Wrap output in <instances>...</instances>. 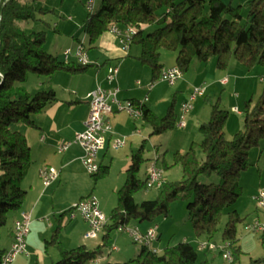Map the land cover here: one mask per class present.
<instances>
[{"label": "trees", "instance_id": "1", "mask_svg": "<svg viewBox=\"0 0 264 264\" xmlns=\"http://www.w3.org/2000/svg\"><path fill=\"white\" fill-rule=\"evenodd\" d=\"M35 2L0 0V229L7 214L19 210L23 203L25 192L21 183L31 166L26 138L11 127L17 123L34 126L31 116L55 100L52 89L31 94L22 84L28 74L50 77L58 71L84 72L88 67L61 63L45 51L44 32L26 33L19 27L18 23L40 21V16L49 12L35 7ZM242 8L222 0H100L97 9L88 14L84 32L92 45L113 25L120 30L133 29L130 44L140 46L138 60L151 69L154 79L160 77L163 69L160 56L164 51L175 53V66L181 75L193 61L205 65L213 59L219 70H226L230 61L235 60L249 71L264 67V0H249L244 5V15ZM210 108V119L198 126L200 143H191L185 154H173V164L179 165L182 172L179 181L164 180L156 199L136 203L133 195L145 190L146 183V174L142 179L139 177L140 169L150 163L144 157L142 145L130 157L126 180L116 192V206L102 230V245L94 250L83 245L65 250L55 231L46 242L60 252L59 260L53 264H211L206 259L198 262L197 247L187 241L164 248L161 253L141 246L134 258L123 263L96 262L112 232L130 222H154L158 216H168L170 204L175 200L187 202L188 221L195 239L215 243L226 216L220 238L231 254L229 264H235L241 255L237 226L244 219L232 206L241 195L240 175L250 166L248 151L264 142V88L257 100L249 99L244 104L242 128L230 139L224 136L227 111L219 107L218 101L210 103ZM140 110V118L150 127V136L162 135L177 123L173 105L161 118L144 105ZM197 148L202 151L203 160L197 159ZM162 163L166 170L168 166L163 159ZM107 170L100 166L99 172L91 177L97 182ZM213 174L219 177V183L200 182L201 175ZM3 253L0 249V257Z\"/></svg>", "mask_w": 264, "mask_h": 264}, {"label": "crops", "instance_id": "2", "mask_svg": "<svg viewBox=\"0 0 264 264\" xmlns=\"http://www.w3.org/2000/svg\"><path fill=\"white\" fill-rule=\"evenodd\" d=\"M222 1L230 3L232 6L243 7V12L244 5L249 0ZM71 14L73 19L76 16H81V19L83 17L77 7L73 8ZM79 41L75 39V42L69 48H64L63 51L53 56L57 57L62 63L64 62L62 52L69 50L71 55L67 64L78 65L73 54ZM86 41L88 44L87 37ZM52 49L57 51L53 47ZM85 52L89 64L84 72L58 71L50 77L36 79L31 90L25 87L26 91L31 94L41 90L52 89L55 94V100L44 110L31 116L34 126L26 125L25 123L14 124L13 130L23 134L29 145L31 166L21 183L25 192L23 203L19 210L7 214L5 225L0 229V249L3 252L9 248L12 242L13 223L19 219L22 212L30 216L29 233L25 240V253L16 256L12 264H53L58 261L60 258L59 249L55 245H47L46 243L50 241L55 231H57L56 239L58 243L65 250L81 245L89 250H94L102 245L104 231H101L94 240L83 238L89 230L88 224L73 210V206L80 199L90 195L94 198L98 195L96 199L99 211L105 215L106 220L110 207L109 203L104 202V198L99 191H96V185L100 180L95 182L86 173L81 163L83 151L73 141L75 134L83 130V122L89 111V93L96 87H100L102 90L110 87L105 78L107 68L118 66L114 84L119 89L117 94L119 101H132L142 104L159 118L163 117L168 107L173 105L178 121L181 104L188 100L194 87L203 86L205 89L203 96L196 98L192 103L191 111L185 116V127L183 129L188 130L190 132L189 135H192L193 132L197 134L198 126L210 119V103L216 100L220 101V99L223 100L224 97L228 99V106L231 107L230 111L233 112V109L236 108L238 111L236 115L242 116L240 109L232 104L231 94H229L237 89V85L241 84L240 81L244 80V77L241 76L243 70L239 69V65L232 62L233 60L230 61L226 70L217 69L213 60L205 65L198 61H193L191 64V66L194 65L192 69L190 66L189 70L182 74L181 78L173 86L167 84L169 89H164L163 85L166 83L159 81V78L154 79L151 69L139 62L140 46L130 44L128 51L124 52L118 38L110 31L102 33L94 44L86 45ZM172 54L173 57L165 55L163 62L160 61L163 69L175 66V53ZM235 71H237L238 76L233 75ZM224 78L227 79L226 83H221ZM259 81L262 84L264 78H260ZM226 88L228 89L225 90ZM171 90L174 92L171 93ZM234 98L237 100L240 96L236 94ZM109 120L111 132L105 135V144L98 153L97 161L99 166L108 168V172L103 178L107 177L110 193L109 201L111 203L112 198V205H114L113 201H115L116 192L126 180V170L130 164V157L142 145L146 153L147 144L152 142V136H150V127L141 118H133L125 111H117L113 107V113ZM240 125L242 126V121H237L236 117L232 115L226 121L224 130H228L231 137L241 129ZM196 137L197 135L191 138L190 141L195 140ZM117 139L123 140V146L115 149L113 144ZM64 143H71V145L65 152L58 154L57 147ZM145 153L144 157H146ZM146 159H150V163L154 162L157 167L159 161H162L161 156L157 153ZM149 164L146 165V168H148ZM44 166H50L58 171L56 181L46 188L43 187L39 176V171ZM146 171L147 169L144 172V176ZM247 178V173L242 172L239 179L240 182H246ZM258 178L257 182L254 179L253 184L249 185V191H247L251 201H253L257 191L260 188H264V178L262 176ZM164 180H166L165 177ZM68 211L73 213L72 219L68 218V214L60 217ZM257 219L259 220V218ZM167 221L168 219L166 218L162 224L147 221L131 222V226L128 228L131 230L136 229L139 233H145L152 224H157L158 238L152 243V246L160 249L157 243L162 236L161 226L164 225L165 230L167 228L172 230L173 224H177L175 221L173 223H168ZM115 236H113L114 239L110 237L109 242L112 243H110V250L112 251L113 247L116 252H120L114 246L116 243L114 241L118 240L120 236ZM185 241L189 243L187 239L182 242ZM199 241H203V239H197L195 243L197 244ZM115 259L110 263H120L121 260L119 259L121 258ZM107 260L102 255L96 262H108Z\"/></svg>", "mask_w": 264, "mask_h": 264}, {"label": "rangeland", "instance_id": "3", "mask_svg": "<svg viewBox=\"0 0 264 264\" xmlns=\"http://www.w3.org/2000/svg\"><path fill=\"white\" fill-rule=\"evenodd\" d=\"M35 7L43 8L49 10L48 13L40 16V21H29L27 23H18L19 27L26 33L30 32H44L45 34V43L44 49L46 52L52 55H56L58 52L64 50V48H69L74 42L75 39L82 43L85 47L87 41L85 42L86 35L84 32V22L87 21L88 14L87 10L83 6V4L79 0H35ZM181 0H177L180 2ZM100 0H96L95 9L99 6ZM79 8L81 11V15H83L82 19L81 16H76L73 19L72 10L73 8ZM77 14V11H76ZM242 14H245V9L243 10ZM78 15V14H77ZM150 28L149 30H152ZM57 30V31H56ZM55 48L57 51H53ZM168 55L169 57H173V54L170 52H162V56L160 61L163 62V57ZM214 61V59H213ZM235 62V61H232ZM196 63V62H194ZM236 65H239V69L243 70L242 75L244 80L241 84L237 85V89L233 91H229L231 94V101L234 106H237L241 113L244 108V104L250 100L255 101L260 96L262 89L264 88V82L261 84L259 81L260 78H264V67H254L251 70H246L243 66L235 62ZM194 65L191 66V69ZM235 76L237 75V71H235ZM44 77L37 76L34 74H28L27 79L22 84V86L28 87V90L32 88V85L36 79ZM164 89H169L167 84L163 85ZM226 88L225 90H227ZM174 91L171 90V93ZM239 95L240 98L237 100L234 98L235 95ZM216 101L211 102L214 104ZM219 107L228 113L227 120L229 117L234 115L237 121H242V116L236 115V113L231 112V107L228 106V99L224 97L223 100L220 99L218 101ZM166 113V112H165ZM234 113V114H233ZM226 120V121H227ZM178 122V121H177ZM226 124V123H225ZM13 127V128H12ZM11 129H14L15 125L12 126ZM242 128V126L240 125ZM198 130V128H197ZM225 138L230 139V134L228 130H224ZM190 132L184 130L183 128H178L177 123H175L172 129L168 130L167 132L163 133L159 136H152V142L147 144V151L145 153L146 158H151V155L157 153L161 156V159L164 160L168 168L164 169V164L162 161L158 163V169L160 168L164 172V177L168 182H176L182 178L181 168L179 165L173 164V154L176 152L184 153L189 149L191 143H200L202 139L201 134L199 131L193 132L192 135H189ZM196 139L191 140L194 136ZM191 136V137H190ZM262 148V150H261ZM196 157L199 160H203L204 155L202 151L197 148L196 149ZM248 162L250 166L245 170L243 173H247L248 178L246 182L241 181L239 179L240 186L242 188L241 195L236 200L235 204L232 206L234 210L242 217L244 220L237 226V244L241 250V255L239 260L235 264H264V244L262 239H264V235L262 233H256L249 230L255 223H259L264 225V213L261 212L259 209L257 210L256 205L253 201H251V197L247 191L249 185L253 184L259 180V176L264 178V142L261 143L260 147L252 148L248 151ZM145 165H143L139 172L140 179L144 178L145 172ZM106 178L99 179L96 185V191L103 196V200L105 203H109L108 214L109 216L111 210L116 206V198L114 205H112V198L110 203V193H109V186ZM201 183L204 184H217L219 183L220 179L217 175L213 174L210 176L201 175L199 177ZM244 186V187H243ZM158 195L157 189H151L146 192V190L141 189L136 192L133 196L134 201L136 203H140L142 201H149L156 199ZM98 198V195H96ZM111 204V205H110ZM186 204L185 200H175L170 204V211L169 215L166 217L158 216L154 220L155 223L162 224L164 219H168V223H173L175 221L177 224H173V229L167 228L165 230L164 225L161 226V240L157 243L159 245L158 253H161L164 248L174 246L178 243H181L184 239H187L193 245H195V239L192 236L191 225L188 221L187 211H186ZM12 213V212H10ZM259 218V220L257 218ZM9 218V216H8ZM173 219V220H170ZM170 220V221H169ZM226 221V216L224 215L222 221L219 226L218 235L215 237L214 242L217 249L211 252H200L198 251V262L202 261L203 259L209 260L211 264H229L228 261L225 260L223 254H219L218 248L222 244L220 238V232L222 231ZM131 226V222L126 226L127 228ZM163 233V234H162ZM116 235V236H115ZM120 236L118 240L114 242L117 249L120 252H113L110 250L111 245L109 242L108 245L103 249V255L105 260L108 258V262H113L116 260L115 258H121L119 260L120 263L127 262L128 260L134 258L140 251L141 246L135 244L131 238L128 236L126 232H119L114 231L110 236L111 239L114 237ZM116 239V238H115ZM112 241V240H111ZM112 244V243H111ZM154 245V244H153ZM156 246V244H155ZM106 263V262H103Z\"/></svg>", "mask_w": 264, "mask_h": 264}, {"label": "built area", "instance_id": "4", "mask_svg": "<svg viewBox=\"0 0 264 264\" xmlns=\"http://www.w3.org/2000/svg\"><path fill=\"white\" fill-rule=\"evenodd\" d=\"M87 12L94 11L96 0H80ZM109 31L115 35L122 47L124 52L128 51L129 45L131 43L130 36L134 34V30L131 28H126L120 30L116 26H111ZM75 53L73 56L78 65L87 66L89 64L85 47L82 43H78L75 48ZM63 53L64 62H68L70 59L69 50H65ZM106 81L110 85L108 89H103L96 87L92 92L89 93V111L86 119L83 122V130L75 134L73 143L79 145L83 151L81 157V163L84 167L86 173L93 176L99 172L100 166L98 164V153L104 147L105 135L110 133V116L113 113V107L117 111H125L129 116L133 118L141 117L140 106L142 104L134 103L132 101H119L117 94L119 89L115 86V81L118 66H111L107 68L106 71ZM181 72L177 66L170 68H164L161 70L159 81L173 86L176 81L181 78ZM227 79H223L221 83H226ZM204 87L197 86L194 87L188 100L181 104L180 107V117L177 122L179 128L185 127V116L191 111L192 103L197 97H201L204 94ZM233 112H237V109H233ZM71 143H64L57 147V153L62 154L65 152ZM123 146V140L117 139L114 141L113 147L115 149ZM146 192L151 189H159L164 181V172L156 166V164L150 163L148 168H146ZM39 176L44 188L50 186L58 178V171L50 166H44L39 171ZM253 201L261 212L264 213V188H260L256 195L253 197ZM73 210L78 213V215L88 224L89 230L85 233V239L94 240L98 237V234L103 230L107 223L105 215L99 211L97 199L93 196H88L73 206ZM68 218H73V213L68 211ZM30 226V216L29 214L22 212L19 219L13 223L12 229V242L9 248L4 251L3 255L0 257V264H12L16 256L25 253V240L29 233ZM249 230L262 233L264 235V225L255 223ZM119 232H126L131 240L140 246L147 247L154 253H158V250L152 246V243L158 238V225L152 224L145 233H139L136 229H129L127 227H120ZM197 250L200 252H211L215 251L217 247L215 243L207 241H199L196 244ZM112 251L115 248L112 247ZM218 252H222L226 261L231 262V254L228 252L226 245L221 244L218 248Z\"/></svg>", "mask_w": 264, "mask_h": 264}]
</instances>
